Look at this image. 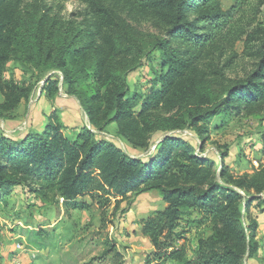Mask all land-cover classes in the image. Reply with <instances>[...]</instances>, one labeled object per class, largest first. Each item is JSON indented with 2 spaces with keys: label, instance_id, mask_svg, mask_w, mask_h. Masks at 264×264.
Returning <instances> with one entry per match:
<instances>
[{
  "label": "trees",
  "instance_id": "obj_1",
  "mask_svg": "<svg viewBox=\"0 0 264 264\" xmlns=\"http://www.w3.org/2000/svg\"><path fill=\"white\" fill-rule=\"evenodd\" d=\"M79 1L95 19L93 25L62 23L37 2L0 0V118L29 101L34 91V85L4 79L7 64L17 61L36 70L62 71L68 91L79 98L92 127H83L75 137L63 135L54 121L21 140L2 133L0 194L31 177L39 186L35 190L39 196L47 199L52 194L65 203L75 202L88 182L96 179L120 195L143 184L142 191L158 190L167 203L164 209L153 211L142 228L155 248V261L242 264L231 241L250 237V253L257 252L260 246L253 239L258 222L244 223L241 193L228 187L221 193L212 156L195 154L189 138L169 136L157 145L152 159L134 158L102 132L114 124L120 136L134 146L146 147L154 131L186 126L208 130L213 118L234 112L233 96L239 93L249 96L239 97L238 102L264 112V58L252 73L251 78L258 81H239L232 94L233 88L223 93L207 77L209 64L204 62L210 47L233 34L235 17L249 0H232L226 9L224 0ZM107 2L153 14L170 27L161 35L140 34L120 20L116 7ZM247 42L248 34L246 46ZM260 46L264 56V40ZM156 52L160 57L154 64ZM151 61L152 86L145 93L132 92L129 76ZM57 83L50 82L51 91L57 90ZM174 144L179 147L177 153L171 150ZM198 144L203 151L202 142ZM226 174L223 169L222 177ZM236 183L243 190L264 191V166ZM192 209L212 225L213 233L201 241L197 256L189 259L184 246L171 244V235ZM28 235L35 237L34 245L46 246L48 235L42 229L29 230Z\"/></svg>",
  "mask_w": 264,
  "mask_h": 264
},
{
  "label": "rangeland",
  "instance_id": "obj_2",
  "mask_svg": "<svg viewBox=\"0 0 264 264\" xmlns=\"http://www.w3.org/2000/svg\"><path fill=\"white\" fill-rule=\"evenodd\" d=\"M25 1L37 2L62 23L84 21L86 26L95 23L87 13V6L79 0ZM231 3L232 0H224V9ZM108 4L116 7L120 20L132 25L140 34L150 37L161 35L170 27L166 20L153 14L121 4ZM189 20L193 21L194 17ZM235 21L236 28L232 35H227L229 39L219 40L204 56L205 65L209 64L207 77L215 81L223 93L233 88L231 94L235 93L234 86L239 81H258L251 77L264 58L260 48L264 40V0H249ZM246 33L249 35L247 46ZM159 57L156 52L154 64ZM153 62L129 76L132 92L145 93L152 86L155 73L150 67ZM3 77L7 81L34 85V91L29 101H23L0 118V136L4 133L21 140L27 133L41 132L50 121L60 125L61 133L66 137H75L83 127L92 128L79 98L68 91L62 71L36 70L11 61ZM56 80L57 90L51 91L50 82L56 83ZM246 96L249 93L233 96L236 99L234 112L228 110L224 115L213 118L208 130L186 126L170 132L154 131L146 140L150 146H134L116 132L114 124L102 133L132 157L142 159H152L157 153V145L169 136L193 140L195 154L202 158L213 157V169L218 174L221 193L228 187L245 197L242 207L244 223L250 220L258 222L253 239V243L260 246L257 252L250 253V237L231 241L235 251L240 253L241 263L264 264V191L243 190L236 186L239 178L252 175L264 166V112L248 103L238 102L239 97ZM2 100L0 95V102ZM201 137L205 138L204 142ZM201 142L203 151L198 144ZM178 148L174 144L171 150L177 153ZM223 169L227 171L225 177L221 175ZM97 180L88 182L85 192L73 203H65L62 199L57 201L52 194L47 199L42 198L35 192L39 186L33 177L4 190L0 194V264H177L171 260L155 261V248L142 234L150 214L167 206L159 191H142L144 185L140 184L120 195ZM40 229L48 235L46 246L42 248L33 244L34 236L28 235L29 230ZM212 233V225L198 210L192 209L179 220L171 235V244L177 248L184 246L187 257L194 259L201 241Z\"/></svg>",
  "mask_w": 264,
  "mask_h": 264
}]
</instances>
